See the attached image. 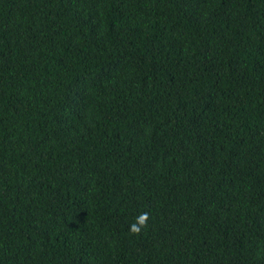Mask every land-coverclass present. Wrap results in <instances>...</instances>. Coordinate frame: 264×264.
<instances>
[{
    "label": "trees",
    "instance_id": "1",
    "mask_svg": "<svg viewBox=\"0 0 264 264\" xmlns=\"http://www.w3.org/2000/svg\"><path fill=\"white\" fill-rule=\"evenodd\" d=\"M0 264H264V0H0Z\"/></svg>",
    "mask_w": 264,
    "mask_h": 264
},
{
    "label": "clouds",
    "instance_id": "2",
    "mask_svg": "<svg viewBox=\"0 0 264 264\" xmlns=\"http://www.w3.org/2000/svg\"><path fill=\"white\" fill-rule=\"evenodd\" d=\"M149 219H150V216L148 213L141 214L138 217L137 222L131 226L130 231L133 234L139 235L141 233L142 229L146 228L148 226Z\"/></svg>",
    "mask_w": 264,
    "mask_h": 264
}]
</instances>
